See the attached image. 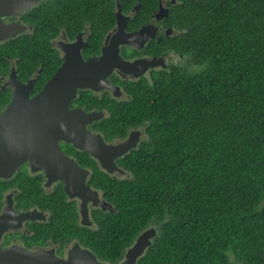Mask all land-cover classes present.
Here are the masks:
<instances>
[{
	"label": "trees",
	"instance_id": "16d2710c",
	"mask_svg": "<svg viewBox=\"0 0 264 264\" xmlns=\"http://www.w3.org/2000/svg\"><path fill=\"white\" fill-rule=\"evenodd\" d=\"M109 1L81 2L94 37L113 23ZM119 1L125 10L138 3L136 16L159 2ZM167 20L179 30L168 47L193 68L125 81L126 101H94L107 107L97 123L108 132L144 120L148 138L120 159L130 178L115 188L104 180L117 211L88 244L114 264L153 224L157 235L136 264H264V0H176Z\"/></svg>",
	"mask_w": 264,
	"mask_h": 264
},
{
	"label": "flooded vegetation",
	"instance_id": "af4514ba",
	"mask_svg": "<svg viewBox=\"0 0 264 264\" xmlns=\"http://www.w3.org/2000/svg\"><path fill=\"white\" fill-rule=\"evenodd\" d=\"M82 1L87 0H66L65 3L62 0H38L30 8L0 19L2 24L11 25L13 33L0 39V114L8 108L16 85L31 83L27 93V97L31 98L60 67L66 51L77 57L75 48L70 46L72 43L79 42L82 45L79 54L83 60L100 55L102 47L110 42L118 28L119 8L123 16L127 17L124 19L126 32L136 31L146 25L153 34L141 48L120 45L121 56L129 60L153 59L157 65L138 77L114 68L106 79L109 84L118 86L117 96L110 89L96 91L81 88L68 104L69 110L81 108L84 112L102 111L100 118L85 125L93 142L114 146L130 138L136 140L133 148L113 160L115 168L112 172L102 165L103 161L112 160L95 157L64 140H58L57 144L60 154L66 158L56 157L52 161L49 158H34L33 161L23 158L10 173L6 167L0 169L1 172L7 171V176L0 174V251L10 252L12 259L17 261L15 264L25 261L26 264H59L67 260L70 254H74L77 264H80L78 256H84V250L94 254L97 261L112 264L90 248L88 238L96 231L103 230L105 213L117 211L114 202L106 196L107 185L104 180H110L115 188L121 179L130 178L129 171L122 167L120 159L147 140V123L143 120L127 127L122 134L110 133L105 125L97 123L107 114V107L98 106L94 101H100L102 105L105 96L126 101L130 95L123 86L125 81L152 82L163 69L193 68L188 54L168 47V37L179 30L168 24L167 15L159 19L155 17L159 4L169 11V4L176 0H159L154 11L139 16L135 15L138 3H133L125 10L119 0H110L113 2V23L101 27L96 37L93 36L90 17L84 11L83 6L86 5H82ZM34 9L36 12L30 13ZM32 38H36L35 42L31 41ZM45 60L46 66L43 65ZM79 93H85L92 99L81 98L85 102L79 103ZM2 130L5 133L0 137L4 138L12 129L0 127ZM147 227L156 228L153 224ZM129 246L114 264H121ZM81 264H84L83 260ZM227 264H230V260Z\"/></svg>",
	"mask_w": 264,
	"mask_h": 264
},
{
	"label": "water",
	"instance_id": "95a60500",
	"mask_svg": "<svg viewBox=\"0 0 264 264\" xmlns=\"http://www.w3.org/2000/svg\"><path fill=\"white\" fill-rule=\"evenodd\" d=\"M37 2L38 0H0V19L3 16L18 14ZM167 12L168 9L159 4L155 17L159 19L166 16ZM117 17L118 28L111 36L110 42L102 47L100 55L83 60L79 54L82 45L79 42L72 43L70 46L75 48L78 56L75 57L72 52L66 51L60 67L31 98L27 97L31 83L16 85L8 108L0 114V127L12 129L4 138L0 137V169L6 167L10 173L14 165L23 158H30L31 161L34 158H40L39 160L49 158V161L56 157L66 158L60 154L57 144L58 140H64L95 157L109 158L112 161H103L102 165L112 172L115 168L113 160L136 145V140L132 141L131 138L114 146L93 142L85 130V125L100 118L102 111L84 112L81 108L68 109V104L81 88L96 91L110 89L112 94L117 96L118 86L109 84L106 79L114 68L124 74L138 77L148 68L157 65L153 59L129 60L121 56L120 45L141 48L153 34L146 25L136 31L126 32L124 19L127 17L123 16L120 8ZM11 32L10 24L0 22V39L11 36L13 34ZM4 133L5 131H0V136H4ZM40 163L44 165L43 161ZM0 174L7 176V171L0 170ZM156 235L155 227H147L140 231L134 242L125 250L121 264H136L137 259L143 255ZM78 257L80 264L82 260L84 264H108L97 261L95 255L88 250H84V256ZM16 262L10 252L0 251V264ZM22 264H26V261ZM59 264H77L75 255L70 254L67 260Z\"/></svg>",
	"mask_w": 264,
	"mask_h": 264
},
{
	"label": "rangeland",
	"instance_id": "374dc122",
	"mask_svg": "<svg viewBox=\"0 0 264 264\" xmlns=\"http://www.w3.org/2000/svg\"><path fill=\"white\" fill-rule=\"evenodd\" d=\"M230 264H239L234 258H230Z\"/></svg>",
	"mask_w": 264,
	"mask_h": 264
}]
</instances>
